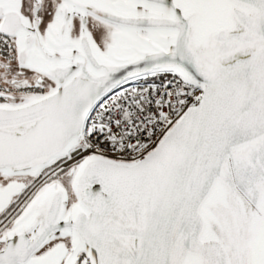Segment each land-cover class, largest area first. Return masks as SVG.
Segmentation results:
<instances>
[{
  "label": "snow or ice",
  "instance_id": "1",
  "mask_svg": "<svg viewBox=\"0 0 264 264\" xmlns=\"http://www.w3.org/2000/svg\"><path fill=\"white\" fill-rule=\"evenodd\" d=\"M0 264H264V0H0Z\"/></svg>",
  "mask_w": 264,
  "mask_h": 264
}]
</instances>
